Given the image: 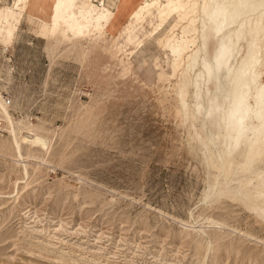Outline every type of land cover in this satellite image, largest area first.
Here are the masks:
<instances>
[{
	"label": "rangeland",
	"instance_id": "1",
	"mask_svg": "<svg viewBox=\"0 0 264 264\" xmlns=\"http://www.w3.org/2000/svg\"><path fill=\"white\" fill-rule=\"evenodd\" d=\"M79 1L72 18L96 26L80 39L43 32L35 17L48 18L50 1L24 0L8 22L14 0H0L3 105L20 139L48 142L21 143L19 157L0 121V264H264L259 88L235 148L224 118L232 84L224 80V98L199 62L188 68L203 56L199 21L172 12L161 22L168 0L142 14L144 0ZM252 22L262 34L264 20ZM218 178L227 192L206 200Z\"/></svg>",
	"mask_w": 264,
	"mask_h": 264
},
{
	"label": "bare ground",
	"instance_id": "2",
	"mask_svg": "<svg viewBox=\"0 0 264 264\" xmlns=\"http://www.w3.org/2000/svg\"><path fill=\"white\" fill-rule=\"evenodd\" d=\"M23 1L24 0H14L12 11H10L6 16L8 22H10L11 19H14V17L18 14L17 11L19 8L20 10L25 9ZM46 1H50V13L48 18L35 17L44 25L43 32L47 31L46 35L60 34L67 37L68 32H72L74 38L80 39L88 36L93 28L96 27L92 26V24H86V22L89 23L87 19L77 21L72 18V13L77 8V4L80 2L79 0H59V2L54 0H44V2ZM168 1L170 4L167 8L163 10L161 9L159 12V19L161 22H164L166 16L173 12L177 15L178 19H181L182 17L190 18L192 23L199 21L201 25V46L199 50L203 52V56L199 59L197 52L188 63V68L195 67L196 63L199 62L203 74L208 75V79L215 84V88L218 89L224 98L228 93V91H225V84L223 83L224 80L232 84L231 107L225 114L224 118L226 120H230V127L236 132V136L232 141L235 144V148H237L241 137L245 133V124L250 117L251 96L253 95V91L258 88L259 90L257 91L255 97L261 103V110L254 113V118L260 119V121L262 120L261 123L264 125V79L263 82H261L260 74L254 71L262 57L261 50L264 47V31L262 34L257 32V24L252 22V18L255 16L264 20V0ZM43 4L40 8V13L44 12ZM152 5V1L144 0L142 7L137 13L142 14L145 11H150ZM191 8L198 9L194 16L191 14ZM136 15L137 14H132V19H135ZM101 16H103V14L98 15V17ZM197 18L199 19L196 20ZM245 19L249 20V27L246 32L243 27L240 26L241 22ZM160 31L161 29L158 26L154 32L151 33L150 39L152 40L156 38ZM231 34L235 35V42L230 39ZM218 36L223 37L221 43H219L218 47L214 50V53L209 56L207 52L210 47H212ZM257 39L261 40V44L257 42ZM4 41H7V38ZM173 53L176 59L180 60L182 53L177 49H174ZM239 57H241V65L236 72H232L233 66ZM2 100V95H0V114L2 115L0 121L8 125L6 130L9 131L10 135H12L14 139L16 147L18 148V156L22 157L21 143L37 145L44 150L48 149V142L43 137L35 136L32 140L24 136L21 137V139L18 137L15 123L8 110L3 105ZM211 133V128L208 127L205 129V143H207L206 145H208L207 147L212 153H216L217 151L219 152L218 158L220 159L219 161L222 165V161H224L226 153H222L219 150L218 145L214 143L213 139H211ZM221 180L222 178H218L216 184L210 187L206 193V200L212 197L214 192H216L215 195L218 196L223 191L227 192V187L226 190L223 189L222 185L224 186V184H222ZM232 194L237 195V197L238 195L241 197L245 196L243 195V192L238 189H236ZM260 214L264 218V209H261Z\"/></svg>",
	"mask_w": 264,
	"mask_h": 264
}]
</instances>
